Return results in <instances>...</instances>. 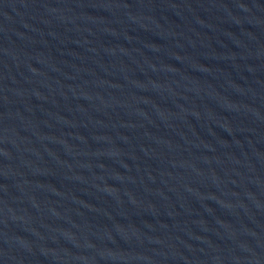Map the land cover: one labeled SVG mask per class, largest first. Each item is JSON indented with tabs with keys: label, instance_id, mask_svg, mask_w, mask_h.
<instances>
[{
	"label": "water",
	"instance_id": "water-1",
	"mask_svg": "<svg viewBox=\"0 0 264 264\" xmlns=\"http://www.w3.org/2000/svg\"><path fill=\"white\" fill-rule=\"evenodd\" d=\"M0 264H264V0H0Z\"/></svg>",
	"mask_w": 264,
	"mask_h": 264
}]
</instances>
